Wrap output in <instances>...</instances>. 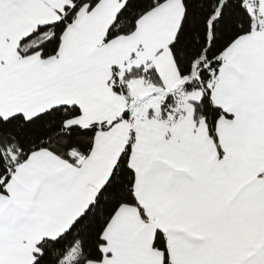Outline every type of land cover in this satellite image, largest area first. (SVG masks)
I'll return each mask as SVG.
<instances>
[{
  "label": "snow or ice",
  "instance_id": "obj_1",
  "mask_svg": "<svg viewBox=\"0 0 264 264\" xmlns=\"http://www.w3.org/2000/svg\"><path fill=\"white\" fill-rule=\"evenodd\" d=\"M0 264H264V0H0Z\"/></svg>",
  "mask_w": 264,
  "mask_h": 264
}]
</instances>
